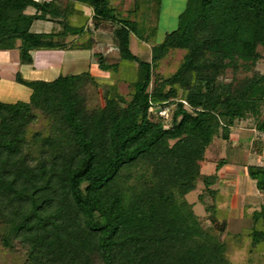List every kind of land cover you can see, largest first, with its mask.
I'll return each instance as SVG.
<instances>
[{"label":"trees","instance_id":"1","mask_svg":"<svg viewBox=\"0 0 264 264\" xmlns=\"http://www.w3.org/2000/svg\"><path fill=\"white\" fill-rule=\"evenodd\" d=\"M76 5L91 9L90 27L71 25ZM140 8L146 22L137 20ZM159 14L160 0L136 3L126 18L113 0H0V52L16 51L20 65L42 50L90 51L91 36L109 28L119 62L96 54L99 70L136 67L127 96L116 81L103 106L89 103L86 90L99 87L89 71L52 81L15 74L31 94L0 102V247L21 251L24 264H232L226 226L216 225L226 161L209 175L202 166L212 142L229 141L236 124L253 119L264 133V74L256 71L264 0H188L177 29L158 43ZM40 21L61 29L32 32ZM83 35L87 43H79ZM132 36L150 46L149 60L131 51ZM175 50L184 53L175 72L160 75ZM173 105L162 125L159 114ZM39 117L45 129L29 135ZM246 174L264 193V166ZM200 184L205 217L187 200ZM244 236L251 254L264 248V204L235 243Z\"/></svg>","mask_w":264,"mask_h":264},{"label":"rangeland","instance_id":"2","mask_svg":"<svg viewBox=\"0 0 264 264\" xmlns=\"http://www.w3.org/2000/svg\"><path fill=\"white\" fill-rule=\"evenodd\" d=\"M144 0H113V5L117 7L126 18L133 10L136 3ZM188 0H160V14L157 21L156 42H161L166 33L177 29L178 18L185 9ZM75 9V10H74ZM74 12L71 18V25L75 27L91 26L92 11L88 7L81 5L74 6ZM33 11L28 10V13ZM137 20H148L145 9H139ZM148 16V15H147ZM136 16H133L134 18ZM152 21L155 20L153 16ZM61 28L51 22H35L31 31L35 33L57 32ZM88 35L79 37V43H87ZM77 38H68L67 42H74ZM92 48L90 51L67 50L60 51H37L33 53V64L31 66L20 65L18 53L16 51L0 52V102L15 103L28 102L31 91L17 84L14 81L16 73H21L26 80L52 81L58 76L77 75L89 71L95 78L99 87H92L86 90L89 97V103L100 106L104 105V96L106 86H112L119 83L118 90L121 94L127 96L129 88L128 81L136 78V67H122L117 71L101 72L97 66L96 54H100L109 64L119 62V55L116 51L109 28L102 32H96L91 36ZM131 51L139 55L143 60L150 59V46H144L133 36L130 42ZM261 55L256 71L264 74V50L258 48ZM183 52L175 50L170 52L160 63L157 72L160 75L167 76L175 72L179 62L182 59ZM48 60L51 64L49 69H43L44 61ZM233 73L228 71L223 80L229 81ZM243 77L244 75H238ZM175 106H168L161 111L160 117H163L162 125L169 124ZM155 110H158L156 108ZM254 120L249 119L236 124L232 129L230 140L223 141L216 138L205 154V161L202 166L204 174H213L215 165L220 160H225L226 165L222 167L217 175L218 182L216 188L219 190V201L217 207L219 215L217 226L225 224L226 235L222 239L228 241L227 257L232 264H264V248L251 254L249 251L250 240L243 237L242 243L237 244L234 235H245L251 227V214L259 210L264 204V193L255 189V184L246 174V167L249 165L264 166V133H259L254 128ZM45 120L38 118V122L30 127L29 135L36 131L45 129ZM261 144V154L256 151ZM202 188V184L196 192L187 196L190 203H194L197 215L205 217L203 206L197 200V194ZM210 225V222H206ZM0 264H24V258L21 251L9 252L0 247Z\"/></svg>","mask_w":264,"mask_h":264},{"label":"crops","instance_id":"3","mask_svg":"<svg viewBox=\"0 0 264 264\" xmlns=\"http://www.w3.org/2000/svg\"><path fill=\"white\" fill-rule=\"evenodd\" d=\"M83 7H85V6H83ZM60 52H64V51H60ZM51 67V64L49 63V61L48 60H46V61H44V63H43V69H49Z\"/></svg>","mask_w":264,"mask_h":264}]
</instances>
